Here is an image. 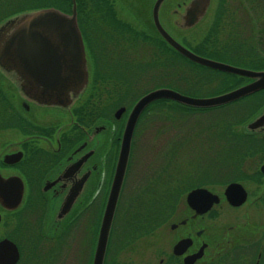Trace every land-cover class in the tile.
Here are the masks:
<instances>
[{
	"label": "flooded vegetation",
	"instance_id": "af4514ba",
	"mask_svg": "<svg viewBox=\"0 0 264 264\" xmlns=\"http://www.w3.org/2000/svg\"><path fill=\"white\" fill-rule=\"evenodd\" d=\"M32 1L0 0V29L42 9L75 17L89 82L68 107L47 106L25 96L0 65V244L18 247L16 264H67L66 255H74V264H264V88L203 110L220 109L225 118L228 107L238 105L234 121L192 129L187 141L158 142V171L138 178L144 180L146 198L132 205L124 201L131 175L138 177L136 154L152 149L137 141L142 121L149 113L176 112L179 103L159 99L146 107L100 258L101 227L130 114L148 93L178 88L179 54L157 20L176 40L180 31L193 34L205 28L207 37L200 43L193 38L188 45L194 53L255 72L264 71V39L258 38L264 22L254 13L249 24L237 17L241 13L213 10L215 0L192 28L183 27L192 0H163L158 19L159 0ZM190 63L194 89L197 63ZM206 69L208 79H199V86L208 91L198 97L256 81ZM212 73L233 87L211 93ZM231 184H239L245 196L238 189L241 193L229 198ZM200 188L219 202L207 208L206 198L191 205L189 194ZM73 195L71 208L65 209Z\"/></svg>",
	"mask_w": 264,
	"mask_h": 264
},
{
	"label": "water",
	"instance_id": "95a60500",
	"mask_svg": "<svg viewBox=\"0 0 264 264\" xmlns=\"http://www.w3.org/2000/svg\"><path fill=\"white\" fill-rule=\"evenodd\" d=\"M162 1L159 0L156 6L157 19V9ZM210 5L211 0H192L184 16L183 27H194L205 16ZM157 24L163 37L186 59L218 71L256 78V81L209 98H194L171 89H158L137 102L125 129L114 184L101 227V259L126 176L134 131L146 107L159 99H171L195 108H213L230 104L264 88V71L255 72L199 56L172 38L161 26L159 19ZM0 65L17 80L25 96L47 106L68 107L89 82L84 41L76 18H70L55 8L24 14L10 20L0 29ZM238 189L243 188L239 184H231L227 188L228 197L241 193ZM74 198L75 195L70 198L65 209L71 208ZM206 198L209 199L207 208L219 202L218 196L203 188L192 191L188 201L191 205L198 206V201ZM0 257V264H16L20 252L15 244L2 243Z\"/></svg>",
	"mask_w": 264,
	"mask_h": 264
},
{
	"label": "rangeland",
	"instance_id": "374dc122",
	"mask_svg": "<svg viewBox=\"0 0 264 264\" xmlns=\"http://www.w3.org/2000/svg\"><path fill=\"white\" fill-rule=\"evenodd\" d=\"M16 1H24V0H16ZM32 2L38 3V4H44L46 3L45 0H33ZM13 7V6H11ZM15 7H19L18 5H15ZM14 7V8H15ZM213 10L217 11H225V12H237L241 13L238 15V18H241L244 20L245 23H249L253 20L254 14H256L257 18H260L262 22H264V0H251L250 3L244 2V0H215ZM262 28V25H261ZM248 29V28H247ZM207 30L205 28L200 27L199 30L195 31L193 34H182L181 31L179 32V40L187 45V43L190 45L193 41V38L196 39V42L200 43L207 37ZM194 35V37H193ZM243 38L245 39H251V35H243ZM243 42L244 39H243ZM185 69L188 70L187 78L180 77V74ZM207 74H204V76ZM191 71L190 67L185 63H181L180 59H178V88L177 91L181 94H184L186 96L190 97H198L199 94H197L195 91L197 89H201V91H206V89H202L201 87L198 88L197 84L199 83V80H195V91L192 90V80H191ZM203 76V77H204ZM206 78V77H204ZM211 79V77H209ZM208 79V78H206ZM202 83V82H201ZM200 83V84H201ZM238 105H231L226 110L225 118L222 115V110L220 109H212L211 113H187L185 111H182L178 109L176 112H168L166 114H155L149 113L144 117V120L141 124V133L137 137V141L140 143H145V145L152 147V149H148L147 151L137 153V160L134 162L140 161L141 164H139V170H137L138 177L136 179H132L134 176L131 175L130 182L132 183L129 185L128 190H126V197L124 203H130L133 205V203L139 202V200L143 198H146V196H143V186H144V180H138V178H142L141 175L144 173H147L148 175L155 174L158 171V163L157 159L155 158L156 152L154 146L158 144V142H164V141H187L189 139V136L192 134V129L198 130L201 128H204L205 130L211 128L213 125H217L223 122H231L234 121L237 117L238 111L236 109H233V107H236ZM179 107V106H178ZM184 109V108H183ZM171 121L172 125L174 127H170L171 124L168 126H165L166 121ZM207 136L208 134L205 133ZM205 137V136H204ZM204 137H201L200 139H204ZM213 137L211 138L210 142H213ZM140 158V159H139ZM179 166H182L179 164ZM177 170V169H176ZM136 170H133V172ZM174 174L176 175L175 169L173 170ZM180 174V173H178ZM140 176V177H139ZM146 178V174L144 176ZM142 187L141 191L140 188ZM140 191V192H139ZM167 197V196H165ZM71 254L73 253V250L71 251ZM70 260V261H69ZM67 264H74V255H66Z\"/></svg>",
	"mask_w": 264,
	"mask_h": 264
},
{
	"label": "trees",
	"instance_id": "16d2710c",
	"mask_svg": "<svg viewBox=\"0 0 264 264\" xmlns=\"http://www.w3.org/2000/svg\"><path fill=\"white\" fill-rule=\"evenodd\" d=\"M244 2H245V0H244ZM246 2L250 3L251 0H246ZM258 38L264 39V34H259ZM179 59H180L181 63H185V64L188 63V65H189V62L187 61V59H185L181 55H179ZM189 67H190V65H189ZM206 70H207L206 68H204L200 65H195V74H196L197 78L200 80H202L204 72ZM184 71H186V72H182L180 74V77H183L185 79V78H187L188 70L185 69ZM210 77H211V83H210L209 91H212L211 93H222V92H225L227 90H230L231 87H233L232 84H230V82L221 83V79L219 78V75H217V73H212V75ZM197 87L199 88V85ZM196 92H197V94H199L202 91L200 89H197Z\"/></svg>",
	"mask_w": 264,
	"mask_h": 264
}]
</instances>
